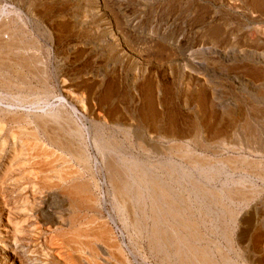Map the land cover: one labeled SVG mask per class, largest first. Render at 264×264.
Masks as SVG:
<instances>
[{"label": "rangeland", "instance_id": "obj_1", "mask_svg": "<svg viewBox=\"0 0 264 264\" xmlns=\"http://www.w3.org/2000/svg\"><path fill=\"white\" fill-rule=\"evenodd\" d=\"M33 1L36 7L29 10ZM6 20L41 48L54 95L48 105L63 107L86 132L95 194L110 222V237L115 235L111 244L121 248L116 258L123 254L132 264H157L146 247L144 255H133L127 231L113 213L106 164L94 137L106 133L124 142L127 130L124 147L132 144L139 152L138 142L147 143L152 160L170 159L166 153L178 142L213 158L264 159V8L253 9L251 0H0V26ZM113 21L126 32V52L111 38ZM148 112L156 119L145 128L142 117ZM247 117L257 139L246 135ZM168 120L176 122V137H163ZM194 131L207 143L204 149L192 143ZM218 137L227 141L213 143ZM31 150L22 159L37 152ZM224 175L212 186H220ZM253 181L263 190L239 210L238 264H264V181ZM51 205L52 214L61 209Z\"/></svg>", "mask_w": 264, "mask_h": 264}, {"label": "bare ground", "instance_id": "obj_2", "mask_svg": "<svg viewBox=\"0 0 264 264\" xmlns=\"http://www.w3.org/2000/svg\"><path fill=\"white\" fill-rule=\"evenodd\" d=\"M251 4L264 8V0ZM113 23L111 38L126 52V32ZM29 36L7 20L0 26V264H132L122 253L116 258L121 248L111 244L115 235L110 237L95 194L86 132L63 107L48 105L52 85L41 66V48ZM154 118V112L143 115L145 128ZM251 122L247 117L244 130L254 140ZM175 124L168 122L163 137H176ZM124 132V142L103 133L93 143L106 164L113 213L133 255H144L146 247L157 264H238V214L263 190L253 180L264 181V159L213 158L178 142L166 153L171 160H152L147 143L138 142L139 152L131 142L126 149L130 134ZM195 136L192 143L204 149L207 143L199 132ZM29 149L37 152L22 159ZM223 174L225 181L213 187ZM50 203L61 209L52 214Z\"/></svg>", "mask_w": 264, "mask_h": 264}]
</instances>
